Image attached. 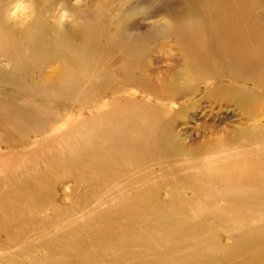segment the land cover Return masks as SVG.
Here are the masks:
<instances>
[{
	"label": "bare ground",
	"instance_id": "bare-ground-1",
	"mask_svg": "<svg viewBox=\"0 0 264 264\" xmlns=\"http://www.w3.org/2000/svg\"><path fill=\"white\" fill-rule=\"evenodd\" d=\"M1 165L0 264H264V0H0Z\"/></svg>",
	"mask_w": 264,
	"mask_h": 264
},
{
	"label": "rangeland",
	"instance_id": "rangeland-1",
	"mask_svg": "<svg viewBox=\"0 0 264 264\" xmlns=\"http://www.w3.org/2000/svg\"><path fill=\"white\" fill-rule=\"evenodd\" d=\"M113 70H114L115 74H118V73L120 72V68H119L118 66L114 67ZM206 112H208V110H207ZM191 125H192V124H191ZM192 137H193V142L195 143V142H196L195 140H196V138H197V135H195V136L193 135ZM1 166H2V167H1ZM1 166H0V170H2V168H3V170H4L5 167H4L3 165H1ZM6 168H9V167L7 166ZM3 170H2V171H3Z\"/></svg>",
	"mask_w": 264,
	"mask_h": 264
}]
</instances>
